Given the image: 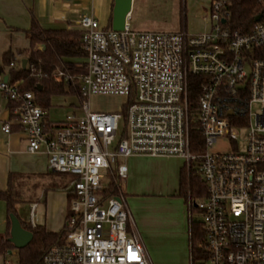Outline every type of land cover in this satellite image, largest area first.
Wrapping results in <instances>:
<instances>
[{
	"label": "built area",
	"instance_id": "2783aa9c",
	"mask_svg": "<svg viewBox=\"0 0 264 264\" xmlns=\"http://www.w3.org/2000/svg\"><path fill=\"white\" fill-rule=\"evenodd\" d=\"M235 2L209 0L208 28L199 32L185 23L176 31L134 30L128 21L115 31L82 15L84 72L25 64L37 79L75 87L80 113L60 122H47L34 93L0 68V92L28 151L44 152L48 169L68 180L64 232L43 264H151L121 191L124 160L133 156L179 157L199 173L206 195L188 202L200 213L202 264H264V0L254 24L243 29L232 26ZM16 65L12 60L8 69ZM191 76L200 79L194 98ZM99 95L126 101L119 110L93 109ZM2 129L9 132V124ZM241 129L244 149L237 146ZM192 130L200 141L192 140ZM224 137L234 149H210ZM110 183L118 191L106 197ZM36 207L30 204L32 228Z\"/></svg>",
	"mask_w": 264,
	"mask_h": 264
},
{
	"label": "crops",
	"instance_id": "0c3cea01",
	"mask_svg": "<svg viewBox=\"0 0 264 264\" xmlns=\"http://www.w3.org/2000/svg\"><path fill=\"white\" fill-rule=\"evenodd\" d=\"M134 1L132 0L131 11L127 20L129 25ZM113 5L114 0H0V68L9 71L8 65L4 63L5 55L11 54L12 60L16 63L25 58L24 51L30 46L27 30L33 20L45 30L59 29L74 31L79 34L77 21L82 15L94 17L103 27H111ZM60 96L67 97V95ZM10 106L9 101L0 92V191L7 189L10 175L25 176V179H33L34 182L39 183L38 189L33 191L35 196L33 203L37 204V210L38 202H44L42 226L47 232L58 233L63 229L68 214L69 200L65 187L49 189L47 186H42L48 181V175L53 173L48 169V157L42 151H28L26 135L16 117L11 114ZM45 118L47 122H57L51 120L47 113ZM5 123L10 126L9 132L2 129ZM162 160H182V166L178 171L170 173L168 179L157 181V179L150 180L145 175L142 176L140 167L143 161L158 162ZM124 163L127 166V174L123 179L125 189L124 186L122 189L121 183V191L127 205L128 197H164L181 203L187 208L189 219L186 217V222L183 220L184 217L179 214L172 218L169 216L159 217V222L162 220L161 225H154L152 222L151 227H149L144 220H141L142 218L139 222L140 230L151 242L153 239H158L157 242L159 243L163 240L173 242L175 238H183L191 259V222L196 219L190 217L194 211L189 208V196L187 198L182 197L180 191L183 174L186 176V180L189 178L190 169L186 167L185 161L179 157L133 156L126 158ZM135 228L143 242L136 224Z\"/></svg>",
	"mask_w": 264,
	"mask_h": 264
},
{
	"label": "trees",
	"instance_id": "16d2710c",
	"mask_svg": "<svg viewBox=\"0 0 264 264\" xmlns=\"http://www.w3.org/2000/svg\"><path fill=\"white\" fill-rule=\"evenodd\" d=\"M235 5L232 8V26L234 28L243 29L246 26L254 24L253 16L255 13L262 11V5L259 0H235ZM30 46L24 51L25 58L29 63H35L42 72H51L54 68L59 67L63 71L78 75L84 72L85 52L78 41L79 34L74 31L67 30H45L33 20L30 28L27 30ZM38 47V48H37ZM12 55H5L4 63L6 65L12 60ZM13 79H18L21 82L22 88L31 90L34 93L36 102L45 110L50 105V100L53 96L76 94V89L73 85H67L64 82H57L51 77L35 78L27 66H22L21 61L11 69H9ZM200 79L196 76L190 77V92L192 98L197 93V87ZM40 85V88H38ZM192 140L200 139V134L196 130H192ZM189 178L183 174L181 181V196L191 200L201 199L206 195L204 183L202 182L199 173L195 169L189 170ZM25 180V176L10 175L7 189L0 191V201L6 205L7 212V236L0 239V252L7 253L13 249V245L8 241L10 231L11 214L15 215L16 206L21 203H33L35 196L33 191H36L40 186L34 182L30 189L26 187L21 191ZM67 178L64 175L51 173L48 175V181L42 184L49 189H58L67 185ZM117 187L114 183H110L103 191L106 197L117 194ZM28 193V195L24 194ZM191 211H195L194 208ZM19 219V218H18ZM22 227L32 233L30 244L24 249L17 250L18 264H43V257L50 248L57 245L63 232V229L58 233L47 232L44 226L36 225L34 228L30 224L21 222ZM207 259V254L204 249V231L202 224L198 220L191 222V260L192 264L195 261H203Z\"/></svg>",
	"mask_w": 264,
	"mask_h": 264
},
{
	"label": "rangeland",
	"instance_id": "374dc122",
	"mask_svg": "<svg viewBox=\"0 0 264 264\" xmlns=\"http://www.w3.org/2000/svg\"><path fill=\"white\" fill-rule=\"evenodd\" d=\"M209 0H135L133 5V14L130 20V26L135 30H154V31H176L180 29L183 23L186 24L189 32H199L208 28V22L204 18L207 13V4ZM126 99L121 96H94L91 99V106L97 110H119L122 109ZM78 103L76 94H67V97L53 96L50 100V105L46 109L51 120L60 122L67 115L79 114L80 110L76 107ZM258 110L257 107L253 108ZM124 126V120L120 122V129ZM239 140L237 146L239 149H244L246 130L237 131ZM200 141V139H194ZM235 144L228 137L218 139L212 146L213 151H228L234 149ZM182 166V160L170 161H143L140 167L142 176H146L150 180L168 179V175L178 171ZM122 189H123V179ZM126 181V180H125ZM34 183L33 179H25L22 182V189H30ZM125 189V186H124ZM26 194V192H24ZM28 195V193L26 194ZM157 198V199H156ZM199 200V199H197ZM128 208L134 223L136 224L141 238L145 245L151 264H192L189 250L184 244L183 238H175L171 240H163L159 243L158 239H153L144 236L140 230V219L144 220L149 227L152 222L161 225L159 217H176L179 214L189 219V213L185 206L167 198L160 197H128ZM44 202H38V208L35 212V220L37 225L43 223ZM16 213L19 220L24 224H30V206L28 203H21L16 206ZM183 216H182V215ZM6 205L0 201V239L6 238L7 224ZM191 219L199 221L200 213L195 211L190 215ZM150 224V225H149ZM182 224L183 221H182ZM163 226V223H162ZM154 238V237H153ZM11 254L0 252V264L8 261L10 264H18V255L16 249L10 250ZM200 261H195L194 264H199Z\"/></svg>",
	"mask_w": 264,
	"mask_h": 264
},
{
	"label": "water",
	"instance_id": "95a60500",
	"mask_svg": "<svg viewBox=\"0 0 264 264\" xmlns=\"http://www.w3.org/2000/svg\"><path fill=\"white\" fill-rule=\"evenodd\" d=\"M132 0H114L112 10V22L111 28L115 31H121L124 29L125 23L131 11ZM260 15L255 17V21L259 20ZM27 59H22V66H25ZM40 88V85L39 87ZM10 219V231L8 241L13 245L14 249L21 250L27 247L32 240V233L25 230L19 219L11 214ZM11 252L9 251L8 254Z\"/></svg>",
	"mask_w": 264,
	"mask_h": 264
}]
</instances>
